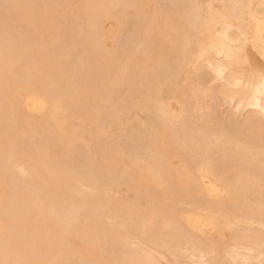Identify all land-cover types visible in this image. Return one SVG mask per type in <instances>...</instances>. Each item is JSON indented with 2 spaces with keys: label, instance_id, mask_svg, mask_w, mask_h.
<instances>
[{
  "label": "bare ground",
  "instance_id": "6f19581e",
  "mask_svg": "<svg viewBox=\"0 0 264 264\" xmlns=\"http://www.w3.org/2000/svg\"><path fill=\"white\" fill-rule=\"evenodd\" d=\"M205 262L264 264V0H0V264Z\"/></svg>",
  "mask_w": 264,
  "mask_h": 264
},
{
  "label": "rangeland",
  "instance_id": "374dc122",
  "mask_svg": "<svg viewBox=\"0 0 264 264\" xmlns=\"http://www.w3.org/2000/svg\"><path fill=\"white\" fill-rule=\"evenodd\" d=\"M113 25V23L112 22H109L108 23V26L109 27H111ZM107 42H108V45H110L111 44V40H107ZM216 82L217 81H213L211 84H213V86L215 85V86H217L219 83H217L216 84ZM222 104H221V106L223 105V108L222 107H220L221 109H219V111H221L222 113H219V115H220V117H221V115H223L222 117L225 119L226 117V119L227 120H230V121H232L233 120V123H237L238 124V122L240 123L241 122V116L240 115H238L239 117H240V119H239V117L237 116H232L233 117V119L231 120V118L229 117V115H231V113H232V115H233V113H235L234 111H232V109L230 108V106L229 105H226L225 103H223V101L221 102ZM226 105V106H225ZM237 113H235L234 115H236ZM197 116V115H196ZM221 117V118H222ZM230 118V119H229ZM244 118V117H243ZM243 118H242V120H243ZM237 119V120H236ZM238 119H239V121H238ZM175 163H178V161L176 160L175 161ZM122 190H124V193H125V191L127 190L126 189V187L125 186H123L122 187ZM128 195H129V193H128ZM118 197V196H117ZM183 208H185V205H183L182 206ZM207 233L209 234V235H213L212 234V231H210V230H207ZM185 261H187V260H185V259H180V262H185ZM203 264H209L208 262H205V263H203Z\"/></svg>",
  "mask_w": 264,
  "mask_h": 264
}]
</instances>
